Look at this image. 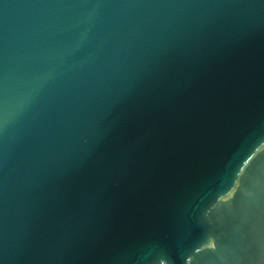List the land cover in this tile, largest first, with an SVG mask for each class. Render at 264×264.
<instances>
[{"label":"water","instance_id":"obj_1","mask_svg":"<svg viewBox=\"0 0 264 264\" xmlns=\"http://www.w3.org/2000/svg\"><path fill=\"white\" fill-rule=\"evenodd\" d=\"M0 264H264V0H0Z\"/></svg>","mask_w":264,"mask_h":264}]
</instances>
